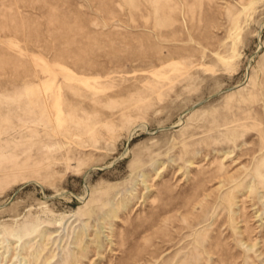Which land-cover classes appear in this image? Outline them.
Masks as SVG:
<instances>
[{"label": "rangeland", "instance_id": "1", "mask_svg": "<svg viewBox=\"0 0 264 264\" xmlns=\"http://www.w3.org/2000/svg\"><path fill=\"white\" fill-rule=\"evenodd\" d=\"M0 264H264V0H0Z\"/></svg>", "mask_w": 264, "mask_h": 264}]
</instances>
